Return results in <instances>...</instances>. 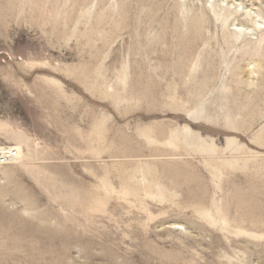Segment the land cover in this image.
Segmentation results:
<instances>
[{"label": "rangeland", "instance_id": "1", "mask_svg": "<svg viewBox=\"0 0 264 264\" xmlns=\"http://www.w3.org/2000/svg\"><path fill=\"white\" fill-rule=\"evenodd\" d=\"M3 147L0 264H264V0H0Z\"/></svg>", "mask_w": 264, "mask_h": 264}, {"label": "bare ground", "instance_id": "2", "mask_svg": "<svg viewBox=\"0 0 264 264\" xmlns=\"http://www.w3.org/2000/svg\"><path fill=\"white\" fill-rule=\"evenodd\" d=\"M154 4V3H153ZM151 4V2L150 3H148V4H146V5H144L145 7H146V13H145V16H146V19L144 20L145 21V23L147 22V21H149V23H161V22H167L168 21V16H167V14L165 15V12H162V9H163V7H161L159 4ZM179 4V3H178ZM139 5H141V4H139ZM137 7H138V5H137ZM140 7V6H139ZM179 7V6H178ZM8 9V8H7ZM188 9V8H187ZM163 11H164V9H163ZM174 11H175V9H174ZM210 12H211V10H210ZM132 13V12H131ZM134 13V12H133ZM142 13V12H141ZM213 13V12H212ZM142 17V16H141ZM136 19H138V18H136ZM143 19V18H142ZM2 20V19H1ZM130 20V19H129ZM132 20L134 21V19L132 18ZM131 20V21H132ZM137 21V20H136ZM141 22V21H140ZM4 23V22H3ZM131 23V22H130ZM129 23V24H130ZM137 23V22H136ZM141 24H142V22H141ZM5 25V24H4ZM154 25H156V24H154ZM161 25H162V23H161ZM5 27H7V26H5ZM131 31H132V29H131ZM164 31V30H163ZM144 32V31H143ZM146 32V31H145ZM144 32V33H145ZM141 32H139V36L140 37H143L142 35H144V34H140ZM181 33H182V31H181ZM132 34H133V31H132ZM165 34V33H164ZM136 35V34H135ZM162 36V35H161ZM165 37V36H164ZM204 37V36H203ZM207 37V36H206ZM136 38V37H135ZM207 39V38H206ZM142 41H144L145 42V40L142 38ZM174 41H176V40H174ZM183 41V40H182ZM139 42V41H138ZM138 42H136V39H135V43L137 44ZM152 42V41H151ZM93 43V42H92ZM140 43H142L141 41H140ZM154 43H155V41H154ZM132 44H134V42H132ZM146 43H144V45H145ZM135 45V44H134ZM139 45V44H138ZM147 46H149V44H146ZM151 45V44H150ZM154 45V44H153ZM156 45H157V43H156ZM161 45V44H160ZM130 46V45H129ZM133 46V45H132ZM146 46V47H147ZM188 46V45H187ZM136 47H137V45H136ZM154 47V46H153ZM153 47H149V50L150 51H152L153 50ZM174 47V46H173ZM138 48V47H137ZM156 49L158 48V47H155ZM161 49V50H160ZM173 49V48H172ZM130 50V49H129ZM133 50H134V47H133ZM137 50H140V48L139 49H137ZM145 49H142V50H140V52H142V53H144V52H146V51H144ZM159 50L160 51H162V47L161 48H159ZM165 50V49H164ZM167 50H168V48H167ZM178 49H176L175 50V52L177 51ZM171 51H173V50H171ZM179 51V50H178ZM129 52V51H128ZM137 52V51H136ZM140 52L138 53V57H139V55H140ZM156 52H158V50L156 51L155 50V56H156ZM166 52V51H165ZM135 53V52H134ZM161 53V52H160ZM171 54H172V52H170ZM169 53V54H170ZM145 54V53H144ZM161 54H163V53H161ZM167 55H168V53H166ZM165 53H164V58H165V55H166ZM170 54V55H171ZM136 55V54H135ZM146 55H148V54H146ZM166 55V56H167ZM170 55H168V56H170ZM154 56V55H153ZM159 56H160V54H159ZM142 57V56H141ZM144 57V56H143ZM154 58V57H153ZM193 58V57H192ZM166 59V58H165ZM163 60V59H162ZM142 63V62H141ZM144 63V66L143 67H141V68H144L145 67V65H146V63L145 62H143ZM142 63V64H143ZM168 63V62H167ZM175 63V62H174ZM137 64V63H136ZM140 64V63H139ZM141 64V65H142ZM160 64V63H159ZM176 64V63H175ZM130 65V64H129ZM168 65H170L169 63H168ZM173 65V64H172ZM139 66V65H138ZM163 66V65H162ZM187 66V65H186ZM167 67V66H166ZM174 67V66H173ZM177 67H179V65L177 64ZM180 67H183V65L181 66L180 65ZM133 68H134V66H133ZM136 68V67H135ZM134 68V69H135ZM147 68V67H146ZM182 69V68H181ZM131 70V69H130ZM136 70V69H135ZM255 111H257V109L255 110ZM16 149V148H15ZM17 150V153L19 154V151H18V149H16ZM18 159V157L17 158H15L14 159V161L13 162H15L16 160Z\"/></svg>", "mask_w": 264, "mask_h": 264}, {"label": "built area", "instance_id": "3", "mask_svg": "<svg viewBox=\"0 0 264 264\" xmlns=\"http://www.w3.org/2000/svg\"><path fill=\"white\" fill-rule=\"evenodd\" d=\"M18 157L17 150L14 147L0 148V165H7Z\"/></svg>", "mask_w": 264, "mask_h": 264}]
</instances>
